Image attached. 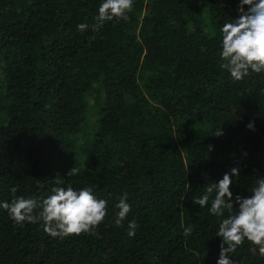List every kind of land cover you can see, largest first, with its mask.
<instances>
[{"label":"trees","instance_id":"obj_1","mask_svg":"<svg viewBox=\"0 0 264 264\" xmlns=\"http://www.w3.org/2000/svg\"><path fill=\"white\" fill-rule=\"evenodd\" d=\"M102 2L0 0V202L13 186L39 201L57 178L107 201L95 235L63 238L0 209V264H216L215 192L202 209L192 199L232 168L234 197L264 177V73L235 81L220 66L239 0H133L97 29ZM251 247L234 264H264Z\"/></svg>","mask_w":264,"mask_h":264},{"label":"clouds","instance_id":"obj_2","mask_svg":"<svg viewBox=\"0 0 264 264\" xmlns=\"http://www.w3.org/2000/svg\"><path fill=\"white\" fill-rule=\"evenodd\" d=\"M247 6V9H245ZM133 0H103L95 17V28L104 22L127 20L132 11ZM239 17L234 22L222 25L220 58L221 67L227 69L233 80L239 81L247 77L250 72L264 73V0H239ZM88 25H77L79 31H85ZM246 127L254 130V124L249 122ZM223 135L219 127L214 137ZM79 169L71 167L66 175H77ZM239 175L237 168H232L230 174L225 173L216 183H210L205 194L193 198L192 203L204 208L209 203L210 195L215 192L211 200L209 211L212 215L222 218L219 222L216 236L220 237V253L216 264H234L230 253L247 241L252 247L250 251L264 257V177L256 180L251 194L246 197L233 196L230 190L232 178ZM56 187L50 189V194L41 200L35 198L17 197V187L10 192L11 202H0V209L5 210L9 217L18 225L23 223L36 224L42 222L43 231L49 236L66 237L84 233L95 235L99 224L103 223L107 215V201L97 199L91 188L74 190L72 187H62V180H55ZM115 226L120 227L131 211L127 203V194L115 206ZM39 209L37 212L36 210ZM227 215L225 216V213ZM138 227L135 220L128 224V235L133 237ZM192 227L184 229V235H190ZM226 245V247H225Z\"/></svg>","mask_w":264,"mask_h":264}]
</instances>
